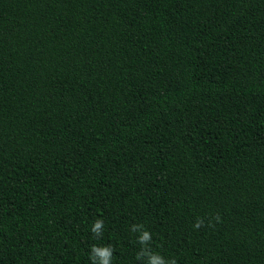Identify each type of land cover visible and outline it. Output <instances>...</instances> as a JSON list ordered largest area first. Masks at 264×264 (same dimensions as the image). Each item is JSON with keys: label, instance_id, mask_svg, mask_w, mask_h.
I'll use <instances>...</instances> for the list:
<instances>
[{"label": "trees", "instance_id": "16d2710c", "mask_svg": "<svg viewBox=\"0 0 264 264\" xmlns=\"http://www.w3.org/2000/svg\"><path fill=\"white\" fill-rule=\"evenodd\" d=\"M145 230L264 264V0H0V264H146Z\"/></svg>", "mask_w": 264, "mask_h": 264}, {"label": "clouds", "instance_id": "9594fccd", "mask_svg": "<svg viewBox=\"0 0 264 264\" xmlns=\"http://www.w3.org/2000/svg\"><path fill=\"white\" fill-rule=\"evenodd\" d=\"M217 220L219 217L216 218ZM204 221L202 219H198L197 222L194 224V228L199 229ZM211 226V222H210ZM104 224L103 220H96L94 222V225L91 228V231L97 236H101V229H103ZM142 226H136L134 225L132 228L133 232L138 231ZM152 240V236L150 232L148 231H142L141 234L138 237V241L141 245L144 247L141 249V251L137 254L138 260H145L146 258V264H176V260L172 259L170 261H166L163 256L157 253H153L148 247ZM113 249L111 246H92L91 249V261L92 264H96V255H99L102 258V264H112V257H113Z\"/></svg>", "mask_w": 264, "mask_h": 264}]
</instances>
